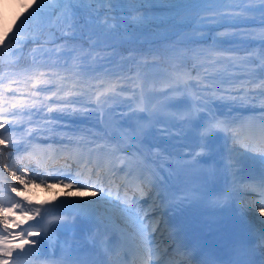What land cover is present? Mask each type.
<instances>
[{
    "label": "rangeland",
    "instance_id": "rangeland-1",
    "mask_svg": "<svg viewBox=\"0 0 264 264\" xmlns=\"http://www.w3.org/2000/svg\"><path fill=\"white\" fill-rule=\"evenodd\" d=\"M24 1L25 5L20 3V0H0V4L2 5L0 8V35L7 34V36H12L15 34L17 27L32 11L37 2V0ZM215 2L220 5V9L213 12L205 0H182L180 6L185 10L184 15L195 21L194 24L182 26L183 28H157L155 26L137 28L129 24L125 31V26L121 24L120 32L102 36L100 47L95 49L91 57H88L78 65H74L71 52V47L77 45L66 40L65 42H56L50 37L47 43L42 45V47L46 46L48 49H39V51L36 50L33 53L29 51L26 54H39V61L53 59V56L56 54L54 57L55 60H53L54 66L52 68H43L35 65L21 72L6 70L5 73H1L0 77H3L5 87L10 86L17 90L15 93L9 92L7 95L10 98H14L18 103L29 101V94L33 91L39 92V96L36 100L38 102L43 101L45 96H51V93L44 91V89L52 88L55 90L57 87V85L54 84H36L35 79L28 76V71L35 68L49 74L56 73V79L58 80L61 77L66 78L59 85V87L64 89V92L61 93L62 95H67L70 89L74 90L72 81L75 80L78 82V87L83 88L88 93L91 100H86L83 96L78 94L68 96L69 99L78 101L68 106L77 109L74 114L55 111L48 112L47 106L43 104L37 108L24 110L30 113V115L18 117L17 119H19L20 122L12 125L15 131L10 133V135L14 136L19 142V146L13 148L10 144L0 145V149L4 152L3 157H0V204L7 207L9 204L20 201L21 208L31 209L32 211L36 208H40L41 210L46 209L49 213L47 219L61 220L51 215V213L67 207L65 204L62 205L64 200L61 199L60 193L48 187L49 184L46 183V181L41 184L42 179L34 181L36 184H41L40 187H35L34 183H29L27 188H25V186L20 183V180L13 179L11 173L13 170H17V176L23 174V179L25 180H30L33 176V174L28 171L29 168L27 167V164L31 163L22 159L23 155H25L24 140L30 143L35 141V144L43 143L49 135L54 137V135H61L63 133H74L77 136L81 133H85L89 138L102 137L104 135L103 133H105V127L103 125L104 116L102 115V108L97 107V95L100 96V99L113 98L117 100L119 104H122L123 101L127 104H131L132 107L130 109H132L133 115L141 117L144 120L151 117L152 102H156L159 103V112L166 113L169 111L166 113V116H168L169 119H173L175 116L172 115V110H170L172 105L169 99L175 98L174 95H176L183 97L185 101L186 96L180 95L179 93L174 94V92L189 88L198 96V100H196L197 103L200 101H205V103L208 102L207 111H198L197 107L195 110L199 115H203L202 112H204L205 116L208 115L206 113L209 112L210 122H216L218 119L222 121V116H225L228 121L230 120L229 118L235 117L236 109L231 110L228 107H230L233 98H240L238 97L240 96L239 93L249 92L248 99L245 101L248 106L254 103L255 96L261 97V93L264 89H261L258 85L264 82V79L261 80V75L264 73V65L261 63V57H264V6L259 3V0H251L250 3H240V0H218ZM233 3L251 10L245 13L238 21H225L219 19L220 15L227 11ZM144 11L147 12L149 10L144 9ZM119 15L122 20L128 19L127 14ZM151 15L158 16L161 19L167 17V13L159 3L151 9ZM58 17L59 14H56L57 21H59ZM201 20L204 21L203 24L200 23ZM32 23L38 24L40 22L32 20L29 24L25 25V28L31 27ZM50 23V20H45L41 24L48 26ZM193 29L198 30L193 31ZM175 30H182L176 37L179 42L183 43L176 45L178 49H175V45L168 42L170 37H163V35H172ZM196 39H199L200 43L192 45L191 49L189 48L190 46L184 45L185 42H193V40ZM66 42H68L69 46L61 49L60 46L64 45ZM154 42L157 44H154ZM138 44L146 46L142 47L140 50L137 49L131 52L125 48ZM84 48H89V45ZM171 48L175 50H170ZM118 49L125 52L126 60H132L131 69H127L128 71L124 70L123 66L112 61V56L116 52L118 54ZM210 49H214L211 55H209ZM176 50L177 53H175ZM11 52H15L16 54L11 55ZM188 52L193 61L191 65H188V57L185 55ZM135 53L137 55L144 54V56H142L140 61H137V58L134 57ZM7 54L9 55L8 59H10L11 63L14 61L16 65V62L22 58V47H20V45H18V49L10 47L7 50ZM93 57L95 59H93ZM56 58H61L59 60L61 64L67 63L68 65L66 67L63 65L61 66L60 63H56ZM71 63L73 64L72 68H70ZM190 66L195 69L192 70ZM84 67L89 69L101 68L99 73L102 72L100 74L102 77L99 76V79L95 80L92 76L84 73ZM204 71L208 72V74L204 76L206 80L202 82L205 83L203 84L204 88L210 92L209 95L201 94L198 90L199 87H197L195 83V77H198L199 73L202 75ZM176 72L180 73L183 79L178 78ZM94 73L99 74L97 72ZM185 76L187 77L185 78ZM50 78V76L45 77V79ZM233 78H236V80ZM231 83H235L237 86L239 85V87L237 89L236 86H234L233 90L236 91L229 95L232 89L230 90L224 86H229ZM34 84L36 85L35 88H33ZM109 84L116 85L114 92L107 90ZM101 93H103V95H101ZM235 93L238 95L234 96ZM195 95L192 96L193 98L188 99V101H194ZM54 100L55 97L48 99L46 105H51L55 108L57 105L53 102ZM141 100L143 102V107L146 109L145 111H139L137 109L136 104L141 103ZM217 101L218 103H216ZM245 103L241 102L237 106H243ZM256 105H258V103H256ZM167 108H169V110H167ZM221 110L223 112L220 114L219 112ZM227 110H229V112L226 113ZM58 114L65 115V117L58 118ZM191 114L194 116L196 113ZM0 119L5 120V125L3 128H0V131H5L8 127L7 122L13 120V116L8 115L0 117ZM164 119H166V117ZM92 120L97 123L96 126L91 124ZM44 125L54 126L56 131H45L43 128ZM141 125L147 127L149 123L140 122V126ZM29 128L33 129V132L31 135H25ZM214 133L223 134L216 129H214ZM234 149H236V153H240V159L242 161L250 158L251 153L248 152L249 150L246 144H237L234 146ZM12 150L13 154H10ZM258 160L264 163V155L260 154ZM9 165H11V167H9ZM232 165V169L235 170L238 164L232 163ZM233 173H235V171H233ZM13 186L17 187L21 195L17 196L15 192H11ZM70 190L72 189L63 187V192H65L64 197L67 201L72 200V198L81 202L101 200L100 196L99 198H94V200L83 199L82 196L79 197ZM29 201H31V203H29ZM57 205H62V207L57 208ZM127 208L128 206H123L120 202H116V200H112L108 197H105L101 204L97 206L98 213L101 214L105 220L110 222L113 221L116 224H123L127 227L130 226L132 230L139 235L135 218L128 214L126 211ZM154 212L156 211L154 210ZM3 215L8 216L12 221L20 222L22 228H28L30 224L35 223V220H21L19 210L15 212H5ZM29 215H31V211ZM259 216L260 215H258V217ZM3 227V224L0 223V231L3 230ZM9 230L16 232L21 229H17L14 225L10 224ZM152 236L153 234H151L150 231L149 243L154 241ZM34 260H36V257ZM34 260L25 261L23 264H42L39 262L36 263ZM43 261L45 262L43 264L49 262V260Z\"/></svg>",
    "mask_w": 264,
    "mask_h": 264
},
{
    "label": "snow or ice",
    "instance_id": "snow-or-ice-1",
    "mask_svg": "<svg viewBox=\"0 0 264 264\" xmlns=\"http://www.w3.org/2000/svg\"><path fill=\"white\" fill-rule=\"evenodd\" d=\"M251 0H240V3H250ZM159 3L161 7L167 13L165 19H161L158 16L151 15V9ZM182 0H37L32 11L24 18V20L17 27L15 34L10 38L5 35H0V54L6 52V50L11 46L15 48L17 45L26 44L27 42H37L40 40L43 35V29L40 27V24L45 20H50L53 15L59 14L57 31L64 36H71L75 38L77 33H80L82 36L87 35L89 41V48H84L83 45L72 46V59L74 65L82 63L85 59L92 56V53L97 49L101 43L102 36H108L113 33H118L121 31V24L125 26V31L129 24L140 28L144 26H155L157 28H182L183 25L194 24L195 21L184 15V9L180 6ZM259 3L264 6V0H259ZM148 9L149 11H144ZM251 9L240 7L239 4L233 3L227 11L222 13L219 19L225 21H238L241 17L245 15ZM127 13L128 19L122 20L119 13ZM215 19V18H214ZM37 20L38 25L36 28H25L26 24H29L30 21ZM201 24L204 23L203 20L200 21ZM198 29H193L196 31ZM47 43V41H45ZM68 42L64 45H61L60 48L64 49L68 47ZM39 51V50H37ZM214 49H210L209 55ZM11 55H15V52H11ZM2 58V56H0ZM93 59H95L93 57ZM261 63L264 64V57H261ZM179 75V74H178ZM28 76L34 78L36 84H54L57 85L55 90L52 88H46L44 91L50 92L51 96H45L43 101H37L36 98L39 96V92L33 91L29 94V101L18 103L14 98H10L7 93H15V89L5 87L3 83V77H0V117H5L8 115L13 116V120L8 121V127L5 131H0V145L10 144L13 148L19 146V142L10 135L15 129L12 125L20 122L18 117H23L25 115H30L27 113L26 109L37 108L40 105H45L48 108V112H61L74 114L77 109L68 107L74 101L69 99L68 96L71 95H81L86 100H91V97L88 93L81 87H78V82L73 80V89L68 90L67 95H62L64 92L62 87L59 85L63 82L64 77H61L59 80L56 79V73H45L38 68L28 71ZM46 76H50V79H45ZM11 78V77H10ZM36 85H33L35 88ZM258 87L264 89V82H261ZM116 85L109 84L108 91H115ZM103 95V93H101ZM261 96H264V92L261 93ZM55 97L53 101L57 106L53 108L51 105H46V101ZM248 98V93L245 92L244 96L241 97V102H245ZM97 107L102 108L103 102L100 99V96H96ZM261 106L264 107V100H261ZM137 109L139 111H145L143 107V102L137 104ZM5 125V120L0 119V128H3ZM226 122L217 121L213 124V127L220 128L223 130ZM45 131L55 132L56 128L51 125L43 126ZM33 129L29 128L25 135H31ZM40 134V133H37ZM23 138V137H22ZM249 148H254L259 145V147L264 148V125L261 126L260 137L258 141H244ZM24 152L27 154L22 157V159H28L34 163L35 168L40 167L41 157H47L49 154H54V151L51 149H43L38 145L30 143L27 140H24ZM79 149V144L77 145ZM109 151L113 154L120 151L119 147H111ZM4 152L0 149V157H3ZM65 161H71V164L66 163V167L74 169L71 172L70 178L71 183H64L63 179L59 177H51L53 179H59V183L66 188H73L76 185H79L81 188H92L95 187L96 191L92 192V195L95 196L97 192L100 193L101 200L94 201H64L63 204H67L73 209H78L79 214L85 216H92L96 207L101 204L104 198L110 195L108 191L109 185L105 183L107 179L110 178L112 170L114 168L111 160L105 161L101 164L98 160L93 161L91 158L88 159L87 163L91 164L90 168H87L86 171L82 172L80 170L77 160L73 158V152L69 151L63 154ZM79 159H84V154L79 153ZM132 159H136L133 157ZM129 165L131 160H129ZM11 167V165H9ZM28 171H33V168H29ZM13 179L20 180V183L27 188L29 183H34L36 180H40V175H37L35 172L30 180L23 179V174L17 176V170H13L11 173ZM49 176L45 175L44 179L41 180V184L48 179ZM139 182L126 181L127 189L123 195V201L128 208L126 211L130 216L135 218V223L137 225L139 234L142 239V249L138 250L134 257L133 264H185L183 260H176L171 257L177 255L181 252L183 245L177 247L175 252H170L165 250V252H153L151 248L145 247L150 240V228L146 226V222L142 218V214L137 210V201L132 200L128 195V190H132L133 195L139 193L142 197L147 194L146 189H151L152 180L149 175L143 177H137ZM41 184L34 183L35 187H40ZM143 185V187L141 186ZM50 187V185L48 186ZM47 190V189H46ZM245 191H252L258 193L259 199L254 200L251 203L253 209L259 208L260 215L264 216V179H261L258 184L247 185L244 188ZM11 192H15L17 196L21 195L16 186L11 188ZM31 203V201H29ZM62 205H57V208L62 207ZM19 210L21 220H35L34 224H30L28 228H22V224L17 221H12L8 216L3 215L5 212H15ZM31 211V215L29 212ZM147 214V210H144L143 215ZM49 213L47 210H41L36 208L34 211L31 209L21 208L20 201H16L14 204H9L7 207L0 204V223L3 224V230L0 231V264H23L25 261L34 260V253L37 249L34 246L38 241H34L32 238L38 235H43L44 238L48 239L52 243L53 247L56 244L52 241L53 233L55 232V224L59 221H54L47 219ZM53 216H58L59 213H51ZM38 218V219H37ZM14 225L15 228L21 229L20 231H10L9 225ZM259 229H254V232L257 236L260 244L264 245V220H259ZM28 246V247H26ZM65 255L59 262H53V264H89L85 260H73L70 258V250L64 249ZM15 253V255H14ZM155 255L158 257L155 261L150 260V258ZM187 255V253H185ZM164 257H170L169 259H164ZM208 264H214L213 261H209ZM234 264H248L247 261L242 259H237Z\"/></svg>",
    "mask_w": 264,
    "mask_h": 264
},
{
    "label": "bare ground",
    "instance_id": "bare-ground-1",
    "mask_svg": "<svg viewBox=\"0 0 264 264\" xmlns=\"http://www.w3.org/2000/svg\"><path fill=\"white\" fill-rule=\"evenodd\" d=\"M179 78V77H178ZM177 82V81H176ZM174 82V83H176ZM189 94L190 97L194 96L192 90H187L186 88L177 90L174 94ZM175 98L169 99L171 103L170 110H172V115L175 117L169 120V117L166 116V113L159 112L158 105L154 111V115L148 120L139 118L133 115L131 104H127L124 101L122 104H119L115 99L103 98L101 101L102 104V115L107 121V127H109V132H114L119 135L121 143L125 148H131L139 138H145L148 144V147L156 153V161L151 165H144L139 163V159H132V155L126 153L125 155L119 153H111L109 149L112 147L108 144L100 142L99 145L102 146V149H106L103 152H109V157L115 161H121L122 163L129 164L131 160L132 166L139 169L140 174H144L146 171L151 170V174H154V179L157 184L161 181L164 183L173 179V176L178 178L180 183H185L186 171L184 170L183 163L187 158H194L196 160L197 166L201 169L204 177L208 180V183L212 189L219 187L221 184L225 187V181L227 178L235 180V175H232V167L230 156L238 159L235 156L234 151L231 147H228L227 138L224 139L223 136H220L216 133H212L208 129L209 118H205L204 115H199L196 112V104H193L191 101H184L183 97L174 95ZM127 104V105H123ZM139 104V103H138ZM123 105V106H121ZM137 105V104H136ZM169 110V108H167ZM206 111V110H205ZM191 113H196L192 116ZM134 116V117H132ZM65 115L58 114V118H63ZM132 117V118H131ZM166 117V119H164ZM253 124L259 125V123L254 119L250 118ZM149 123V126L146 127V131H142L139 123ZM224 122V121H223ZM213 127V124L211 125ZM220 129V128H216ZM223 129L229 130L227 128V123ZM134 133L137 135L134 136ZM114 135V134H113ZM111 135V136H113ZM102 140L101 138L99 139ZM144 141V139H141ZM95 142V141H94ZM35 143V141H33ZM65 145V144H64ZM68 145V144H67ZM47 146V145H46ZM73 146V145H72ZM45 147V146H44ZM56 144H51L47 149L56 150ZM69 147V146H68ZM73 148V147H72ZM229 150V156L224 154V149ZM100 154V151H92ZM13 154V150L10 152ZM61 154V153H59ZM56 154L55 156H59ZM234 159V160H235ZM44 161V160H42ZM41 161V163H42ZM40 166H43L40 164ZM184 171V173H183ZM51 188L56 190V192L61 194V199L67 201L64 197L65 192H63V185L59 181H46ZM66 184V183H65ZM73 194L82 196L83 199H92L99 198V195H92V192L86 190H70ZM82 193V194H81ZM220 195V192H216ZM69 201H76L72 198ZM136 205L137 210L141 212L142 218L146 219L147 225L153 226L158 224L160 220L159 215H155L154 211L148 210V205ZM67 205V204H65ZM142 207H145L147 214L143 215L144 210ZM253 217L257 216V213L252 207H249ZM78 212V209H73L67 205L66 208L56 211L59 213L56 218L62 220L55 224V232L52 236V241L56 244L53 247L52 243L48 239L44 238L43 235H38L33 237L34 241H38L34 246L37 251L34 253L37 262H42V260L47 259L50 261L59 262L65 255L64 249L67 248L70 252L74 251V241L77 240V236L80 235L81 230L75 224V213ZM65 214V216H64ZM100 215L96 209L95 213L92 216ZM70 219H73L71 222ZM117 225V224H115ZM106 228L103 227L101 230L102 236L105 238L101 239L100 242L107 247L109 245L108 233L105 234ZM141 237V236H140ZM142 244V239H139V244Z\"/></svg>",
    "mask_w": 264,
    "mask_h": 264
},
{
    "label": "trees",
    "instance_id": "trees-1",
    "mask_svg": "<svg viewBox=\"0 0 264 264\" xmlns=\"http://www.w3.org/2000/svg\"><path fill=\"white\" fill-rule=\"evenodd\" d=\"M2 7V6H1ZM59 21L55 22L54 25L48 29H43V35L41 36L40 40L37 42H27L26 44H23L22 46V54L23 57L20 61L17 62V64L14 66V69L17 71H23V69L32 68L35 65L43 67V68H52L54 66L53 60H55V55L53 56V59H44L42 61L40 60L39 54H31L26 55L25 51H30L33 53L36 50L39 49H48L46 46L42 47V45L47 41L50 37H52L56 42H63V41H69L70 43H73L77 46L83 45V47H86L89 45L88 36L87 35H81L80 33H77L75 38L71 36H64L60 33V31H57V24ZM176 34H174L173 37H171V40L175 39ZM154 44H157L154 42ZM138 50H140V47H137ZM119 55H124V53H120ZM56 63H60L59 59L56 58ZM115 60V58H114ZM52 61V62H49ZM128 63V60H126ZM61 64V63H60ZM66 66L64 63L61 64V66ZM4 70L3 66H0V74ZM86 73H90V71H85Z\"/></svg>",
    "mask_w": 264,
    "mask_h": 264
}]
</instances>
